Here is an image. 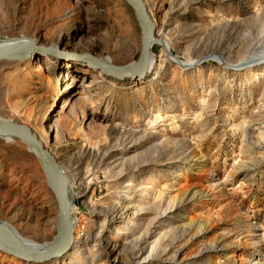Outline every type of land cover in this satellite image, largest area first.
Here are the masks:
<instances>
[{
  "label": "rangeland",
  "instance_id": "374dc122",
  "mask_svg": "<svg viewBox=\"0 0 264 264\" xmlns=\"http://www.w3.org/2000/svg\"><path fill=\"white\" fill-rule=\"evenodd\" d=\"M142 1L155 27L143 80L0 62V118L30 128L73 191V245L46 264H264V0ZM0 40L117 67L141 52L125 0H0ZM57 215L34 154L0 138V221L41 246Z\"/></svg>",
  "mask_w": 264,
  "mask_h": 264
},
{
  "label": "water",
  "instance_id": "95a60500",
  "mask_svg": "<svg viewBox=\"0 0 264 264\" xmlns=\"http://www.w3.org/2000/svg\"><path fill=\"white\" fill-rule=\"evenodd\" d=\"M133 9L141 30V52L138 60L128 66H113L107 59H98L88 54L60 52V47L39 46L35 41L0 48V62L20 63L31 58H66L87 64L92 70L105 77L119 81H138L147 77L154 59L152 47L155 44V27L142 0H125ZM0 135L24 143L38 161L45 177L47 188L53 195L57 208V234L54 239L41 246H28L0 221V253L24 264H46L65 256L73 245L76 222L72 216L71 202L65 195V184L60 179L61 169L43 143L27 126L0 118ZM18 237V238H16ZM21 239V238H20Z\"/></svg>",
  "mask_w": 264,
  "mask_h": 264
},
{
  "label": "bare ground",
  "instance_id": "6f19581e",
  "mask_svg": "<svg viewBox=\"0 0 264 264\" xmlns=\"http://www.w3.org/2000/svg\"><path fill=\"white\" fill-rule=\"evenodd\" d=\"M3 40H5V39H3ZM3 40H0V48H2V47H9V46H14V45H16V44H20V43H26V42H28L27 40H24V41H22V40H17L16 42H10V41H3ZM20 41H22V42H20ZM20 42V43H19ZM152 64H153V61H151V68H152ZM260 74L262 75L263 73L262 72H260ZM0 138L1 139H4V140H6V141H9L10 139L9 138H7V137H3L2 135H0ZM60 169H61V175H60V179L62 180V183H64L65 184V195H66V197H67V199L69 200V202H71V205H72V201H73V191H72V188H71V185H70V183H69V180H68V178H67V175H66V173L63 171V169L60 167ZM127 187H130V185L129 184H127L126 186H125V188L124 189H126ZM71 210H72V206H71ZM75 222H76V220H75ZM6 227H7V225H5ZM10 232H11V230H9ZM120 234H122L121 232L118 234V235H120ZM16 238H18V237H16ZM19 241H21V242H24L25 244H27L28 246L30 245V246H33V247H37L38 246V244L37 243H35V242H32V241H25V240H23V239H18ZM62 261H63V258L61 259Z\"/></svg>",
  "mask_w": 264,
  "mask_h": 264
}]
</instances>
